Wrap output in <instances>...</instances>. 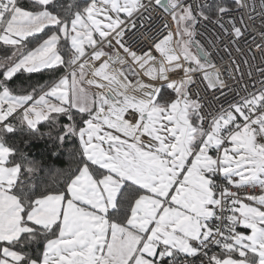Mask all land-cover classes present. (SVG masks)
I'll return each mask as SVG.
<instances>
[{
	"label": "snow or ice",
	"instance_id": "obj_1",
	"mask_svg": "<svg viewBox=\"0 0 264 264\" xmlns=\"http://www.w3.org/2000/svg\"><path fill=\"white\" fill-rule=\"evenodd\" d=\"M156 13L175 31L146 47ZM256 16L264 0H0V264H264V67L231 89L196 39L213 25L227 52ZM24 136L73 145L62 182H35Z\"/></svg>",
	"mask_w": 264,
	"mask_h": 264
},
{
	"label": "built area",
	"instance_id": "obj_2",
	"mask_svg": "<svg viewBox=\"0 0 264 264\" xmlns=\"http://www.w3.org/2000/svg\"><path fill=\"white\" fill-rule=\"evenodd\" d=\"M189 2H192V0H189ZM166 21V15L161 17L159 13L154 14L153 19L145 23L140 32L137 33L136 39L141 44L149 47V38L159 35L160 32L163 31V24ZM167 22L171 25L170 21ZM245 23L247 25V31L245 32L244 37L235 45L229 44L227 52L224 50L223 45L219 43H217L216 48H212L208 45V39L212 38L211 29L214 28L213 25H209V30L207 31L203 27H200L198 31L204 34L196 37V39L200 40L201 43H203L205 47L213 53V62L222 73L223 79L227 81L229 88L235 90H239L246 84L250 85L252 80L260 79L259 74L255 70L257 67H264V62H262L264 57H262L261 50L256 47L257 44L264 46V36L261 35V33H264V18L256 16L254 20H249L245 17ZM171 27L172 30L175 31V25H171ZM149 28H152L153 31H148ZM226 42L227 41H225V43ZM237 48H239V51H237ZM229 52L231 55H229ZM253 56H255V59H253ZM233 60L240 66V72L244 74L243 80H240V73L235 72V66L232 64ZM245 60L248 61L247 64L245 63ZM249 71L253 73L251 80L247 75ZM233 75L236 76L235 80L231 79ZM195 88L196 86H193L194 90ZM224 91L228 99H231L234 95V92L229 91V89H225ZM201 95H204L202 91ZM217 95H219V93H217ZM206 99L211 100L212 97L209 95ZM224 99L225 97H221L220 101L216 102V106L219 107L220 103H222ZM226 106L227 105H225V107ZM195 264H199V260L195 261Z\"/></svg>",
	"mask_w": 264,
	"mask_h": 264
},
{
	"label": "trees",
	"instance_id": "obj_3",
	"mask_svg": "<svg viewBox=\"0 0 264 264\" xmlns=\"http://www.w3.org/2000/svg\"><path fill=\"white\" fill-rule=\"evenodd\" d=\"M36 42L33 41L34 46ZM6 53V49L0 46V58ZM50 73H35L18 74L19 78L15 79L13 86L17 89H27L30 86H36L38 84H44L50 79ZM42 132H47L46 126H41ZM55 135V133H53ZM28 140L27 136L17 137V146L20 147L32 160L36 161L40 165V170L35 173L34 180L37 184L43 186L53 185L54 182H62V176L60 173L65 171L69 167L70 156L69 153L73 150L72 144H65L63 148L57 146V144L45 136L42 139L31 140L28 144L24 141Z\"/></svg>",
	"mask_w": 264,
	"mask_h": 264
}]
</instances>
